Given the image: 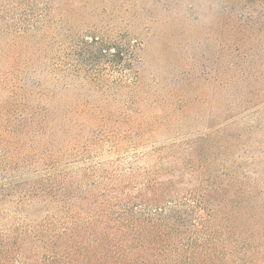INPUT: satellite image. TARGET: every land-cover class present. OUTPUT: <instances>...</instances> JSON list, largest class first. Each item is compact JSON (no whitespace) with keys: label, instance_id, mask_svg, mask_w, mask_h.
Here are the masks:
<instances>
[{"label":"rangeland","instance_id":"1","mask_svg":"<svg viewBox=\"0 0 264 264\" xmlns=\"http://www.w3.org/2000/svg\"><path fill=\"white\" fill-rule=\"evenodd\" d=\"M224 1L0 0L2 20L21 32L14 44L0 34V184L17 180L0 196V245L23 220H67L50 196L57 171L70 183L71 221L114 220L125 205L166 196L177 204L163 219L177 236L172 258L234 264L247 227L238 188L252 171L264 179V101L234 107L247 92L227 82ZM93 35L135 49L115 64L84 59L79 37ZM110 219L100 228L128 249ZM37 241L14 251L21 263L50 264ZM128 252L127 262L169 261Z\"/></svg>","mask_w":264,"mask_h":264},{"label":"trees","instance_id":"2","mask_svg":"<svg viewBox=\"0 0 264 264\" xmlns=\"http://www.w3.org/2000/svg\"><path fill=\"white\" fill-rule=\"evenodd\" d=\"M224 4L223 11L227 10L225 11L227 17L219 28L226 30V38L223 43L230 59L227 68L230 70V74L227 82L229 86L235 84L240 87L242 92H247L246 96L243 92L241 97L237 96L233 99L234 107H242L257 100L259 102L264 101L262 100L264 98V88H262V82H264V0H225ZM2 19L0 16V21H3L0 26V34L10 36L11 43L14 44L21 33L20 28L17 27L18 20L15 18H11L12 20ZM79 38L77 47L81 56L84 59L97 62L118 63L123 61L125 57H129V54H132L135 49L134 45L130 43L126 45V42H110L107 38L100 36L93 35L89 38L88 36H80ZM258 85L261 86L259 92H257ZM261 120L263 121V118ZM86 167L87 164H84V168ZM80 173L86 174L83 170ZM13 182H17V180L13 179L8 184H0V192H2L0 196L4 195L6 187L12 186ZM263 182L264 179L252 171L251 174L244 176L243 188H238L240 189L239 197H241L239 203H241V207L242 203L244 204L241 217L245 220L247 227L243 243L234 242L236 252L239 253L231 261L234 264L236 261L239 264H257L260 262L257 256L261 252L260 243L264 242ZM68 184L70 183L65 179L64 174L50 171V196L62 198L65 202V213L70 215L67 220L61 222L53 221V219L50 221L40 220L39 222L29 220L28 224L23 220L22 226L14 229L18 237L14 239V243L10 245L9 239H6V244L3 245L4 241L1 243L0 264H27L21 263L19 254L15 256L14 251L18 250L21 253V250L23 251L21 245L29 240H38L43 243L44 249L50 253V257H44V259L50 264H146L142 258L137 262L132 260L127 262L126 260H130L128 259L130 255L128 249L156 251L158 256L162 254L169 256V261L163 263L158 261L157 264L183 263L171 256V252H173L172 242L177 237L171 228V224H167L171 219L167 218L166 221H163L165 214L172 212V209L177 206L171 199L165 201L164 197L166 196L163 198L153 197L150 203L144 204V207L142 205L138 207L136 206L139 205L138 202H134L132 207L129 204L119 208L117 218L114 220L106 217L103 220H83V223L79 224L77 223L78 220H70L75 211V206L73 207L69 202ZM90 186L97 190L99 184L92 180ZM113 191L117 192V189L114 188ZM74 201L77 203L76 199ZM109 206L110 202L105 201L101 211H107ZM25 207H22L24 208L23 211H21L22 208L20 209L21 213L26 212ZM109 219L113 224L112 229L116 230L113 233L120 234L121 241L129 245L128 249L126 246L118 252L116 237H110L104 229L100 228L107 226ZM73 225L76 226L72 230ZM97 228H100V231ZM19 229L20 232L17 231ZM29 233L34 238H28ZM88 240L89 245L85 246L83 242ZM104 250L107 251L103 258Z\"/></svg>","mask_w":264,"mask_h":264}]
</instances>
